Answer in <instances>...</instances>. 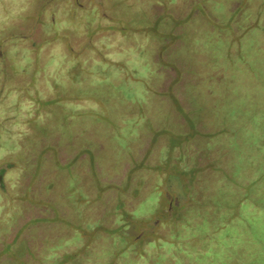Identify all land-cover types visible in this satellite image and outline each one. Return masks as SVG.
<instances>
[{"label":"rangeland","instance_id":"obj_1","mask_svg":"<svg viewBox=\"0 0 264 264\" xmlns=\"http://www.w3.org/2000/svg\"><path fill=\"white\" fill-rule=\"evenodd\" d=\"M252 214L264 0H0V264H207Z\"/></svg>","mask_w":264,"mask_h":264},{"label":"trees","instance_id":"obj_2","mask_svg":"<svg viewBox=\"0 0 264 264\" xmlns=\"http://www.w3.org/2000/svg\"><path fill=\"white\" fill-rule=\"evenodd\" d=\"M173 183L175 186H177V181L174 178H173ZM257 217L261 218V215L259 216V215H255V214L253 215L252 214V215L245 218V220H247L246 230H248L246 232H248L252 238V239H250L249 238L250 236H249L247 238V242L249 240L250 241L254 240L257 243V242H260V240H261V242L263 241V244L259 243L260 246L262 247L261 249L259 248V244L257 243L258 247L254 246L251 249V252L247 253V251L244 252L241 248H237L236 250L234 249V251H233V254H232L233 257L230 255H227V254L225 256L223 254H221V256H220L219 254L221 253V251H223V249H222V247L220 248V246L218 245L217 246L218 256H216V258L213 259L215 256H214V254H211L212 255L211 260H208L207 264H264V222L263 223L258 222L259 219H257ZM256 222H258V223H256ZM247 228H249V229H247ZM226 232L229 233V231H226ZM260 235L262 237H260ZM234 238L235 237L233 236V239ZM242 239H244V238H242ZM233 244H235V243L233 242ZM228 245H229V243L226 241L224 246H228ZM246 253H247V255H246ZM203 258L204 257L198 256V257H196V261L194 263H191V264H201ZM205 259L206 258H204L203 261ZM204 264H205V261H204Z\"/></svg>","mask_w":264,"mask_h":264}]
</instances>
